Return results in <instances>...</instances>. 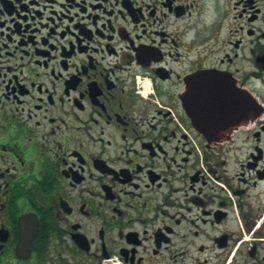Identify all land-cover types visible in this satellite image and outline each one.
<instances>
[{
  "label": "flooded vegetation",
  "instance_id": "af4514ba",
  "mask_svg": "<svg viewBox=\"0 0 264 264\" xmlns=\"http://www.w3.org/2000/svg\"><path fill=\"white\" fill-rule=\"evenodd\" d=\"M0 264H264V0H0Z\"/></svg>",
  "mask_w": 264,
  "mask_h": 264
},
{
  "label": "water",
  "instance_id": "95a60500",
  "mask_svg": "<svg viewBox=\"0 0 264 264\" xmlns=\"http://www.w3.org/2000/svg\"><path fill=\"white\" fill-rule=\"evenodd\" d=\"M238 97H236V107H237V101H238ZM253 101V100H252ZM192 111H193V113H194V118H198V119H200V118H204V121L206 122V120L207 119H212V114L210 113L209 114V112H211L210 110H208V111H205V113H201L200 112V107L198 106V110H197V108L195 107V106H192ZM196 111L198 112V115H196ZM204 122V123H205ZM204 128L203 129H206V128H209V126H207V125H204L203 126ZM204 133H205V131H204ZM206 134V133H205Z\"/></svg>",
  "mask_w": 264,
  "mask_h": 264
}]
</instances>
